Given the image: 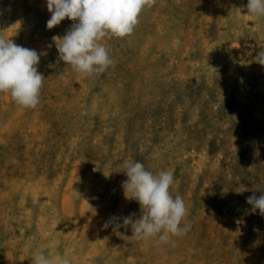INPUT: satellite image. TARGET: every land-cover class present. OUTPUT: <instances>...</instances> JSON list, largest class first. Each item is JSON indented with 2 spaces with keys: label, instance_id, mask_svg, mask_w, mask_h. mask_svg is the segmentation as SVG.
<instances>
[{
  "label": "rangeland",
  "instance_id": "1",
  "mask_svg": "<svg viewBox=\"0 0 264 264\" xmlns=\"http://www.w3.org/2000/svg\"><path fill=\"white\" fill-rule=\"evenodd\" d=\"M47 0H0V35L40 54V102L0 93V264L34 253L71 264H264V17L248 0H157L134 32L104 39L114 61L88 77L58 60ZM171 170L187 233L137 240L122 218L124 162ZM120 218L113 221V218ZM108 223V227L104 225ZM36 237V238H35Z\"/></svg>",
  "mask_w": 264,
  "mask_h": 264
},
{
  "label": "clouds",
  "instance_id": "2",
  "mask_svg": "<svg viewBox=\"0 0 264 264\" xmlns=\"http://www.w3.org/2000/svg\"><path fill=\"white\" fill-rule=\"evenodd\" d=\"M157 0H47L46 7L51 14L46 23L50 30L66 18L73 23L63 37H53L58 60L69 65L78 74L88 77L106 72L114 61L109 55L104 39L130 36L139 23V15L145 7L151 8ZM247 14L264 17V0H248L241 6ZM3 31V30H0ZM40 54L35 49L16 44L11 37L0 35V93H8L15 104L22 109L35 108L40 102L44 76L38 71ZM256 62L264 65V49L257 53ZM122 182L126 198L135 200L142 209V215L134 219L135 213L122 218V224L115 228L130 226L132 236L137 240L156 238V243L167 244L171 237L187 233L190 225L181 227L187 215L183 198L170 193L174 182L171 170L157 174L147 170L141 162L131 159L124 162ZM256 190L262 194L247 197L252 212L259 210L264 216V187ZM120 218L114 217L113 221ZM108 223L104 227H108ZM33 264H71L67 257L54 259L43 250L34 253Z\"/></svg>",
  "mask_w": 264,
  "mask_h": 264
},
{
  "label": "bare ground",
  "instance_id": "3",
  "mask_svg": "<svg viewBox=\"0 0 264 264\" xmlns=\"http://www.w3.org/2000/svg\"><path fill=\"white\" fill-rule=\"evenodd\" d=\"M36 238V237H35Z\"/></svg>",
  "mask_w": 264,
  "mask_h": 264
}]
</instances>
